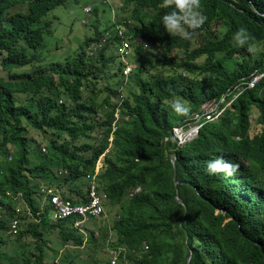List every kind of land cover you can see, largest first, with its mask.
Wrapping results in <instances>:
<instances>
[{"label":"trees","instance_id":"obj_1","mask_svg":"<svg viewBox=\"0 0 264 264\" xmlns=\"http://www.w3.org/2000/svg\"><path fill=\"white\" fill-rule=\"evenodd\" d=\"M66 1L0 0V264H56L43 239L53 231L63 250L84 241L101 251L122 247L116 264H264V75L241 90L264 72V0H200L206 19L188 40L164 30L160 18L171 6L163 0H119L120 16L134 22L129 33L140 39L126 79L120 63L108 70L117 56L118 18L95 26L64 62H45L41 49L52 32L45 16ZM241 27L250 39L237 46L232 36ZM107 30L104 46L87 55ZM144 43L157 51L152 67L168 73L151 72L141 59ZM173 97L187 104L186 116L173 112ZM211 100L217 118L178 146L172 120L184 123ZM103 153L98 190L119 211L98 243L94 231L85 239L71 227L72 217L49 223L50 206L40 209L38 189L54 185L72 202H85L80 179ZM218 155L238 165L232 175L206 172V161ZM18 200L20 229L9 235ZM7 243L20 250L7 253Z\"/></svg>","mask_w":264,"mask_h":264},{"label":"rangeland","instance_id":"obj_2","mask_svg":"<svg viewBox=\"0 0 264 264\" xmlns=\"http://www.w3.org/2000/svg\"><path fill=\"white\" fill-rule=\"evenodd\" d=\"M117 3L118 1H109V3L107 4H102L98 0H67L63 5H60L54 8L53 10H51L50 13L47 16H45V19L52 22L51 23L52 32L49 36L45 38L44 46L41 49V51L43 52V55L46 57L45 62L49 63V61L53 59L52 61H57L61 63V62H64L66 58L74 55V53L78 50V46L83 42V40L86 37L94 34L95 26H98L99 28H101L102 24L103 25L109 24L111 8H114L116 11L119 10L118 8L119 4ZM86 5L91 6L90 13H87L83 10V7ZM94 7L99 10L98 17L92 12V9ZM143 52L145 53L142 54L141 59L144 60V63L147 66L151 67L152 73L166 74L169 71L167 68H164V67L163 68L158 67V66L152 67L151 65L152 56L155 52H157L156 50H154L153 47L148 46ZM130 59L132 63H136V58H130ZM119 63H120L119 58L117 56H114V61H112L110 65L108 66V70L110 74H113L115 72ZM0 75L5 76V74L2 72L1 69H0ZM119 79H120V76H119ZM102 81L104 82V81H110V80H106L105 76H103ZM102 81H99L100 85L102 84ZM131 86L132 84H129V83H127V85L124 86L123 89H124L125 96L127 94L125 92V88L128 89ZM115 115L118 116V109L115 111ZM255 115H256V112L253 109L251 117L254 118ZM98 137L100 138V136ZM36 138L39 139V137H36ZM109 140H111V137L109 138ZM90 141L94 142L93 135ZM10 149H13V146H11ZM107 150L108 149H106V151ZM103 158H104V153L100 155V158L96 164L100 169L103 165V162H102ZM80 180L85 181L84 177L83 179H80ZM83 185L85 189V182H83ZM40 196L41 198H43V194H40ZM115 206L116 207H113L114 210L111 208L112 210L111 211L110 209L105 208L103 213L100 216L94 217V220H91V219L87 220L86 225L90 226L88 227L89 231H88L87 237L90 235L91 231L92 232L94 231L96 235L99 234L97 242L100 243V239L102 240V236H101L102 230L105 228V225L107 223L111 222L110 220L108 221L106 220L108 219V217H110L111 219L114 212H117V210L119 211V208L117 207V205ZM50 235H51L50 238L49 236H45V235L43 236L44 240L50 241V249L48 250L51 256L47 255L48 256L47 259L49 261H52L50 260L53 255L52 253L57 254L56 259L53 261L56 264H96L97 261L99 262L98 264H102L106 262L107 260L112 259V255L108 256L105 246L103 250L101 251V250H98V248L94 246L93 243H89L87 241L86 243H84L85 245L83 248H80V249L71 248V249L63 250L60 247L59 240L57 238L55 231L51 232ZM4 249L7 251V253L14 254L20 250V246L11 245L7 243L4 246ZM1 251L3 252V250ZM44 251L45 249L43 248L42 252ZM113 253L116 254L117 249H114ZM109 254L111 253L109 252ZM70 256H72V258H70ZM64 257L65 259H63V262H60V259ZM4 262L7 263V259H4Z\"/></svg>","mask_w":264,"mask_h":264},{"label":"clouds","instance_id":"obj_3","mask_svg":"<svg viewBox=\"0 0 264 264\" xmlns=\"http://www.w3.org/2000/svg\"><path fill=\"white\" fill-rule=\"evenodd\" d=\"M98 1H100L102 4H107V3H109V1H119V0H98ZM87 6L90 8L89 11L84 10V8ZM163 6L164 7L171 6L170 10L165 12L160 18V21L164 27V30L166 32H168L169 34L179 36L181 39H184V40L190 39L193 32L196 29H199L200 26L204 23V21L206 19V17L202 14V12L200 10L201 9L200 0H163ZM118 8H119L118 11H116L114 8H111L109 24H113L115 22V18L120 19L121 24L115 23L113 29H114V35H116L117 38L119 39V40L118 39L116 40V41H118L117 47H116V53H117V57L120 60V64L122 66L121 73L124 76V79H126L127 75L133 70V68L135 66V63H132L131 59H130V58H136V55H135L134 49H133V45L139 44L140 39H133L132 38V34L129 33V28L134 27V22L131 18L126 17L125 14L120 16L121 4H119ZM83 10L87 13H90L91 6H89V5L84 6ZM127 21H129V23H127ZM117 26H119L125 30L124 36L130 35V41H129L130 46L128 48V53L124 56V58H122L118 52V46H119L121 37L117 32V29H116ZM110 35H111V32L109 30L105 31L102 35H100L99 41L101 40V38H105L107 41V39ZM232 39L237 46H244L249 41L250 34L247 32V30L245 28L241 27V28H238L234 32ZM106 41L104 42V44L106 43ZM104 44L102 46H104ZM93 45L94 44H91L90 47L88 48V50L86 51L87 55L95 54L102 47V46L99 47L94 53L89 54V50ZM148 46L149 45L147 43H144L142 45V51H144L146 49V47H148ZM249 51H251L250 46H249ZM143 53H145V52H141V54H143ZM141 58H142V55H141ZM126 65L130 67V70L127 73H124L123 69L125 68ZM167 69L169 70V68H167ZM211 101L214 102L216 104V106L213 109L212 115H210V117H205L204 115L201 114V111H202L201 105L203 103H207V102H211ZM211 101H205V102L201 103L199 109L196 111H192L190 113L189 119L185 120L184 123H177L178 122L177 119L172 120L170 133H171L172 137L174 138V140L176 141V144L178 146L184 144L186 141H189L191 138L196 136L198 129L200 128V126L204 122L211 121V120H214L217 118L218 113H219V109L217 108L218 104L216 101H213V100H211ZM221 101H220V103H221ZM169 103H170L171 109L173 110V112H175L178 115V117L186 116L188 114L189 107L187 106V104L182 99H180L178 97H173ZM115 117L117 118L118 116L115 115ZM164 139H168V137H165ZM172 155H173V162H174L175 155L172 153L171 159H172ZM98 160H97V162H98ZM97 162H96V164H97ZM96 164H95V167H96ZM237 167H238V165L225 160L224 157L221 155H218L214 159H210V160L206 161V172L210 175L211 174H217V173H223L226 176H230V175H232V173L234 172V170ZM99 171H100V168H99ZM99 171H98V173H99ZM174 171H175V166H174ZM97 176H98V174H97ZM84 182L86 185V180ZM39 184H40L39 188L43 185H48V184H44V183H39ZM85 187H86V193H87V185ZM136 189H139V187L135 188L133 192H137L138 190H136ZM38 191H39V189H38ZM99 192L101 193V191H99ZM6 195H9V192H6ZM45 204H47V203L44 200V196H43V198H41V196H40L39 197L40 209H42V207ZM108 205L109 204L107 201L104 202L103 208L105 209V206H108ZM16 209H18V211ZM20 209H21V203H20V200H18V202L14 206V215L9 220V223H8L7 233H9V235H16L19 232L20 225H21V221L19 219ZM49 211H50V207H49ZM48 216H49V220H48L49 223H55L56 222V221L54 222L51 220L50 212L48 213ZM14 218L18 219V231L16 234H12L10 232V223ZM89 219L94 220V217L89 218ZM111 219H110V217H108V219L106 221H108V220L111 221ZM86 222L82 228H75L72 225L73 222L71 224V227H73L76 231L82 233L84 236H87V229L90 226H87ZM94 223H95V221H94ZM109 223H107L105 225V227L108 228ZM95 231H97V230H95ZM104 231H105V228L102 230V233ZM85 239H86V237H85ZM85 242L86 241L83 242V245L81 248L84 247ZM67 247L68 248H74V246L72 244H70L69 246L67 245ZM144 248L146 249L147 246H145ZM122 249H123L122 247L117 248L118 254L120 253V251ZM106 250H107L108 256L112 255V257H113V251L114 250H110L108 247H106ZM109 252L111 254H109ZM118 254L116 256V263H117ZM107 261L110 262V260H107Z\"/></svg>","mask_w":264,"mask_h":264},{"label":"built area","instance_id":"obj_4","mask_svg":"<svg viewBox=\"0 0 264 264\" xmlns=\"http://www.w3.org/2000/svg\"><path fill=\"white\" fill-rule=\"evenodd\" d=\"M89 7H85V11H89ZM129 23V21H127ZM118 34L121 37L118 52L122 58L128 53V48L130 46V35L124 36L125 30L119 26L116 27ZM105 38H101L99 42L94 44L90 50L89 54L94 53L99 47H101ZM130 70L129 66H125L123 69L124 73H127ZM264 75L263 73L252 74L250 80L241 87V90L245 88H250L256 85L261 77ZM214 105V106H213ZM216 104L214 102H207L201 105V114L205 117H210L213 113V109ZM44 151V147H42ZM99 171V167L96 165L93 172H89L85 174V180L87 185V200L85 202H77L74 203L70 199L62 196L61 193L57 190L54 185H43L39 188V192L43 194L45 202L50 206V218L52 221H59L65 218L72 217L73 218V226L75 228H82L85 222L92 217L99 216L103 213L104 208L103 204L106 200V196L104 193H100L98 190V179L97 174ZM138 190V189H136ZM18 211V209H16ZM18 231V219L14 218L10 223V232L12 234H16ZM118 252L113 253V257L110 260L111 264L116 263V256Z\"/></svg>","mask_w":264,"mask_h":264},{"label":"crops","instance_id":"obj_5","mask_svg":"<svg viewBox=\"0 0 264 264\" xmlns=\"http://www.w3.org/2000/svg\"><path fill=\"white\" fill-rule=\"evenodd\" d=\"M62 188H63V191L64 190H69V188L71 187V184H63L62 186H61ZM74 188H78V186H75ZM79 189V188H78ZM80 190V189H79ZM82 191V190H81ZM83 192V191H82ZM74 197H76V198H80V196H79V194L77 193L76 195H74ZM113 207H116V206H111V205H108V206H105V208H108V209H110L111 210V208L114 210V208ZM116 210V209H115ZM112 211V210H111ZM115 213V212H114Z\"/></svg>","mask_w":264,"mask_h":264},{"label":"water","instance_id":"obj_6","mask_svg":"<svg viewBox=\"0 0 264 264\" xmlns=\"http://www.w3.org/2000/svg\"><path fill=\"white\" fill-rule=\"evenodd\" d=\"M171 162H172V164H173V171H174L173 155H172ZM173 173H175V171H174ZM173 180H174V183L176 184L177 181L175 180V176H174V175H173ZM175 197H176V199H177V201H178L179 203H183V202L177 197V195H176ZM189 259H190V254H189L188 257H187V262H189ZM188 264H189V263H188Z\"/></svg>","mask_w":264,"mask_h":264}]
</instances>
